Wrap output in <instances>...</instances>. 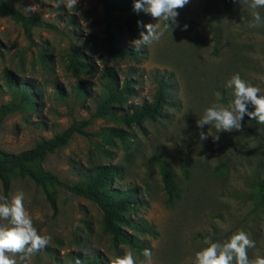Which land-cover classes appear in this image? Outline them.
I'll list each match as a JSON object with an SVG mask.
<instances>
[{"label": "rangeland", "instance_id": "1", "mask_svg": "<svg viewBox=\"0 0 264 264\" xmlns=\"http://www.w3.org/2000/svg\"><path fill=\"white\" fill-rule=\"evenodd\" d=\"M6 1L23 14L24 6L32 5L34 11L25 15L40 18L57 31L33 28L28 40L18 24L0 16V108L18 103V95L4 84L5 71L20 80H33L42 92L35 112L19 108L0 121V150L19 153L74 123L88 121L84 131L93 136L74 135L64 149L47 155L39 168L73 183L97 166H122L123 176L115 184L140 188L141 206L133 218L153 228V234L137 235L144 243L142 250L114 248L102 233L101 212L95 204L49 187L56 192L54 210L40 187L15 178L7 199L22 192L34 227L51 237L44 250L26 259L18 254V264H87L93 257L110 264L129 251L140 264L144 249L152 251L154 264H195V253L206 246L205 239L223 243L239 230L255 241V248L248 249L249 259L264 257V199L256 189L264 178V125L246 117L241 131L219 132L214 124L196 127L207 108L228 107L234 100L233 89L226 87L234 74L264 95V8L253 10L240 0H189L177 17L181 27L189 26L187 31L165 28V22L146 15L148 23L160 24L161 39L140 48L145 53L138 58L106 66L118 82L125 77L132 81L134 105L150 102L155 78L171 74L169 107L163 119L127 128L113 119H92L101 92L99 74L75 77L66 70L71 45L103 68L99 57L106 47L99 1L79 0L70 10L55 7L58 0ZM253 11L260 13V22ZM139 32L125 33L123 41L131 45ZM82 81L91 88L85 97L74 90ZM106 128L122 129L127 140L114 139L109 145L96 135ZM201 131L208 134L206 140H200ZM161 164L170 167L179 191L172 204L163 189ZM0 226H8V221L0 220Z\"/></svg>", "mask_w": 264, "mask_h": 264}, {"label": "trees", "instance_id": "2", "mask_svg": "<svg viewBox=\"0 0 264 264\" xmlns=\"http://www.w3.org/2000/svg\"><path fill=\"white\" fill-rule=\"evenodd\" d=\"M102 6L101 25L103 27V41L105 51L99 57L103 65L100 68L85 55L76 45L70 46L66 70L73 76L99 74L102 79L101 92L97 97V104L92 119L109 118L120 122L125 127H141L144 122H156L166 116L165 110L169 107L171 74L166 77L155 78V90L150 102L134 105L130 102L136 96L132 81L125 77L117 81L115 72L107 67L109 62L123 58H138L145 51L135 50L123 41L125 33L135 30L142 31L138 22L148 24L147 14L133 11L134 0H98ZM0 16L6 17L18 24L25 37L31 40L33 28H44L57 31L56 26L43 22L40 18L26 16L8 1L0 0ZM4 84L12 93L18 95V103L8 104L0 108V121L8 114L19 108L36 111L42 92L31 79L20 80L12 72H4ZM87 81H82L74 87L78 95L84 96L91 92ZM58 95L62 91L56 86ZM254 109L249 108V111ZM88 121L74 123L50 139H42L32 148L19 153H8L0 150V185L2 195L8 198L10 185L15 178H26L35 186L40 187L47 203L55 210L56 192L49 187H57L66 193L89 200L101 212L102 233L110 238L111 245L118 248L121 245L129 246L136 250L143 249V242L137 235L153 234V228L142 221L133 218V214L141 206L139 199L140 188L130 186L124 189L115 183L121 180L124 170L120 165L97 166L87 174L81 176L76 182H63L58 176L44 172L39 168L47 155L53 154L68 146L74 135L83 137L93 136L84 131ZM96 135H101L111 145L114 139L124 143L126 133L118 128H106ZM161 181L169 204L179 198V191L174 181L173 173L167 164L160 166ZM256 189L264 199V178L256 183ZM87 264H103L93 257Z\"/></svg>", "mask_w": 264, "mask_h": 264}, {"label": "clouds", "instance_id": "3", "mask_svg": "<svg viewBox=\"0 0 264 264\" xmlns=\"http://www.w3.org/2000/svg\"><path fill=\"white\" fill-rule=\"evenodd\" d=\"M79 0H58L55 7L63 5L66 9L77 8ZM189 0H134L133 11L143 12L157 21H163L165 28L175 26L181 31H187L188 25L181 27L177 17L178 9H182ZM240 3L248 4L253 10L264 8V0H240ZM34 11L32 5L24 6L25 14ZM255 21L260 22L261 16L258 11H253ZM138 27L143 28L139 32V38L131 41V46L139 51L140 48L150 46L158 42L163 32L160 24L138 22ZM226 87L233 89L234 100L228 107L213 105L205 110L203 117L196 122V127L203 129L205 125L214 124L219 132L231 133L241 131L245 118L256 120L264 125V95H260V88L246 82L237 73L226 83ZM249 105L254 110L249 111ZM200 140H206L208 134L201 131ZM219 137H217V140ZM0 220L8 221V226H0V264H18L15 258L18 254L21 259L27 255L44 250L50 243L49 235H41L34 227L31 216L24 206V194L17 192L10 199L0 196ZM205 247L195 253V264H264V257L257 256L249 259L248 249L255 248L256 244L249 234L243 230L234 233L223 243L203 241ZM144 259L140 264H154L150 249L143 250ZM77 264H80L77 261ZM110 264H136L131 251L123 256H117Z\"/></svg>", "mask_w": 264, "mask_h": 264}]
</instances>
